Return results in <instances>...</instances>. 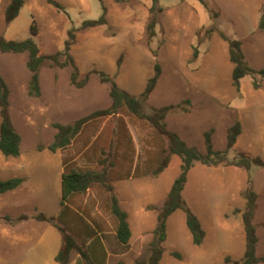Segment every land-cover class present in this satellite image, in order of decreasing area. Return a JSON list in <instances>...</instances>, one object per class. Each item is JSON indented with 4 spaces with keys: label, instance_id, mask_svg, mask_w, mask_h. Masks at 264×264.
<instances>
[{
    "label": "rangeland",
    "instance_id": "rangeland-1",
    "mask_svg": "<svg viewBox=\"0 0 264 264\" xmlns=\"http://www.w3.org/2000/svg\"><path fill=\"white\" fill-rule=\"evenodd\" d=\"M11 1L0 0V35L16 41L32 38L40 54L49 56L64 49L68 32L76 28L71 53L79 69L78 80L88 77V82L78 88L71 83V66L46 63L40 71L41 95L32 97L27 54L0 52V74L10 90L11 120L22 137L18 157L7 158L0 153V180H25L18 189L0 196V264H23L25 245L30 244H25V237L29 235V242L35 243L37 227H55L35 217L44 213L57 218L61 214L64 164L68 169L101 170L98 163L103 159L107 160L108 183L131 217L128 246L116 245L130 251L123 263L135 264L147 256L158 215L152 208L163 206L181 169L180 158L173 155L161 174L152 175L161 144L149 123L123 109L89 121L66 149L56 153L48 150L57 133L55 124L71 125L111 107L110 84L102 83L99 72L140 98L158 63L161 76L143 102L145 113L181 104L180 112L168 114L167 128L202 153L206 132L213 131L214 149L225 151L228 129L239 122L242 133L228 152V160L242 153L264 161V76H246L236 89L228 43L220 35L223 32L239 40L249 66L257 72L264 70V31L258 26L264 0H205L218 14L216 19L199 0H159L164 11L158 17L152 41L148 40L147 25L153 0H54L66 13L57 11L47 0H24L19 16L8 24L5 13ZM103 5L107 8V24L82 29L84 22L103 16ZM32 24L38 31L35 37L30 33ZM212 26L216 31L206 36ZM249 185L258 196L254 218L259 238L257 256L264 257V167L253 166L246 171L234 166L196 164L188 175L183 198L202 223L206 238L201 246L193 245L185 214L175 212L167 221L160 264H224L226 257L240 261L246 241L241 212L237 210H244L243 194ZM67 205L77 210L82 221L86 219L84 224L97 222L106 232L107 242H117L110 193L101 186L74 195ZM22 216L27 219L18 221ZM97 249L98 256L89 259V264L103 263L104 249ZM77 259L85 264L79 256ZM116 261L110 260V264Z\"/></svg>",
    "mask_w": 264,
    "mask_h": 264
},
{
    "label": "trees",
    "instance_id": "trees-1",
    "mask_svg": "<svg viewBox=\"0 0 264 264\" xmlns=\"http://www.w3.org/2000/svg\"><path fill=\"white\" fill-rule=\"evenodd\" d=\"M116 1L121 2L122 0ZM199 1L209 10V12H211L212 19H216L218 14L209 9L207 2L205 0ZM47 3L54 7L57 11L66 13L64 7L56 1L47 0ZM24 4V0L11 1L5 13L6 23L10 24L19 16ZM103 11V16L100 19L84 22L82 24V29L106 25L107 8L105 5H103ZM163 11L164 9L159 5V0H153V6L149 9L150 20L147 25V35L149 41H152V39L156 36L155 30L158 24V17L161 13H163ZM258 26L260 30L264 31V6ZM76 31L77 29L73 28L68 32V38L65 42L64 49L61 52L49 56L40 54V49L32 38L16 41L7 40L0 35L1 53H26L28 56L26 67L31 73L29 80L30 96L40 97L41 95L40 71L46 63H51L53 66H59L61 68L71 66L73 68L71 83L78 88H82L86 85L88 77L82 81L78 80L79 69L71 53L72 46L76 41ZM215 31L216 27L212 26L206 31L205 35L210 36ZM30 33L32 37L37 36L38 31L35 24H32ZM220 35L222 39L228 43L229 58L233 64L232 84L236 89L240 88V82L246 76L257 73L264 76V70L257 72L249 66L242 51V44L239 40H232L223 32H220ZM153 55L156 56V52H153ZM61 58H65L66 60L61 62ZM161 72V66L156 63L154 67V75L148 79L146 87L140 98H137L121 89L112 78L103 72H99L102 83L110 84V97L112 99L111 107L106 110L96 111L71 125L55 124L54 127L57 130V133L54 137V141L48 146V150L52 153L66 149L89 121L98 117H106L116 114L117 112L126 109L136 118L148 122L154 129L161 144L159 160L156 168L152 170V175L158 176L161 174L168 167L173 155L180 158V173L174 180L163 206L160 209L152 208L158 211V215L154 236L149 245L148 254L145 258L136 261L135 264H160L164 252L163 244L167 239V221L169 217L177 211H182L185 214L186 225L192 236L193 245L201 246L204 243L206 232L202 223L183 198V192L188 182V175L196 164L205 165L207 167L220 165L234 166L246 171H250L253 166L264 167V161L260 157L251 158L242 153L238 154L234 160H228V152L234 147L238 137L242 133V126L239 122L235 123L228 129L227 147L225 151L215 150L212 143L213 131L206 132L204 134L205 153H202L197 148L189 146L177 133L170 131L167 128L166 118L168 114L171 112H180L181 104L153 108L150 114L145 113L143 111V102L148 100L149 96L154 91L161 76ZM254 87L257 89L259 88V85L254 82ZM9 97V87L0 74V153L7 158H16L21 152L22 137L11 120L9 112ZM185 103H190V101L185 100ZM183 112H187V109H184ZM106 162V159L99 161L98 164L102 167L101 170L84 171L68 169V165L64 164V170L61 177V214L57 218L48 217L44 213H40L35 217L37 221L50 223L60 231L63 239V245L56 257V261L60 264L69 263L73 251H77L81 257L88 262V257L82 250V247H85L86 239L93 237L95 232L91 229L90 225L83 223L86 219L82 221L81 215L72 210V208L67 204L74 195L83 194L93 186H101L104 190L110 193V212L116 219V241L124 248H126L129 244L132 232L128 221V213L122 209L119 204L118 197L114 193L113 187L108 183L109 172L106 168ZM24 182V178L21 177L5 181L0 180V195L18 189ZM243 195L246 204L244 210H237V213L241 212L246 241L245 252L240 261H232L229 257H226L224 264H264V257L257 256L259 238L257 235V228L254 224L258 196L252 185L248 186ZM5 219L9 223L14 224V221L9 217H6ZM26 219L27 217L22 216L18 219V221ZM67 219H69V223L66 222ZM83 233L86 235L85 237L82 236ZM78 241L81 245H79ZM176 256L179 258L178 255Z\"/></svg>",
    "mask_w": 264,
    "mask_h": 264
},
{
    "label": "crops",
    "instance_id": "crops-1",
    "mask_svg": "<svg viewBox=\"0 0 264 264\" xmlns=\"http://www.w3.org/2000/svg\"><path fill=\"white\" fill-rule=\"evenodd\" d=\"M5 194H1L0 196H3ZM59 211L61 212V208ZM74 211L77 212L76 209H74ZM127 213L129 224L132 228L130 213L129 211H127ZM59 214L60 213L58 212L54 215L57 216ZM66 222L69 223V219H67ZM88 223L91 229H93L95 232L93 237L86 239L85 247H82V250L86 253L88 260L92 257L95 258L96 256H98L99 250L97 249V247L100 246L104 249V251L101 252L102 257L104 258L102 264H110V260L114 261V259L117 260L115 264H122L124 257L127 256L130 251H125V249H118L117 246H119V244L117 242H114V244H112L111 242H107L105 238L106 232L103 231V229L97 222H93V220H91V223ZM25 228H28V226L25 225ZM37 229L38 239L35 243L29 242V239H31L29 235L25 237V244H30L27 247L25 245V261L23 262V264H60L56 261V257L63 245V239L60 231L57 230L56 227H53L49 224H42V226L37 227ZM35 231L34 233H36ZM27 251L28 253H26ZM78 256L82 260H84L77 251H73L70 261L67 264H80L77 259ZM85 264L89 263L85 261ZM90 264L95 263L91 261Z\"/></svg>",
    "mask_w": 264,
    "mask_h": 264
}]
</instances>
